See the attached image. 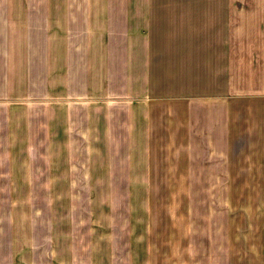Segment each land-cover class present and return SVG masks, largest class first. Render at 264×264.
Here are the masks:
<instances>
[{
  "label": "crops",
  "instance_id": "obj_1",
  "mask_svg": "<svg viewBox=\"0 0 264 264\" xmlns=\"http://www.w3.org/2000/svg\"><path fill=\"white\" fill-rule=\"evenodd\" d=\"M165 206L264 264V0H0V264H150Z\"/></svg>",
  "mask_w": 264,
  "mask_h": 264
},
{
  "label": "rangeland",
  "instance_id": "obj_2",
  "mask_svg": "<svg viewBox=\"0 0 264 264\" xmlns=\"http://www.w3.org/2000/svg\"><path fill=\"white\" fill-rule=\"evenodd\" d=\"M208 197H210V195ZM152 201L154 202V204L157 203V202L158 203H166L167 195H152ZM218 207H219V205H212V209H215V208H218ZM210 210L208 212V219H210L212 221V220H215L217 215L215 214L214 211H212V213H210ZM164 212H165V214H164ZM166 212H167V209H166V206H165L164 208H161L159 210V213L157 215L153 216V219L158 221V223H159L158 226L155 227V228H157L159 241H156V243L154 241H151L150 243H153L152 245L156 246L157 249L155 250L154 247L149 248V245L146 246V247L143 246V245H140V252H141V249L143 247H145V249H147V251L150 253V254L148 253L149 256H150V264H168L167 241H166L167 229H166V226L161 225L162 222L164 220H166ZM109 226H110V222H108V224H107V227H109ZM101 228H102V230L105 229L103 227H101ZM214 233L216 234L215 231H214ZM101 244H103V243H101ZM210 244L214 245V244H216V241H215V236L210 237V233H209V245ZM104 252L105 251L100 252V257L103 258L101 260L102 264H104V262H105V260H104ZM211 255L214 256L215 253H212ZM149 256H148V258H149ZM212 260L213 259H209L208 261L212 262ZM255 264H258L257 259H256Z\"/></svg>",
  "mask_w": 264,
  "mask_h": 264
}]
</instances>
